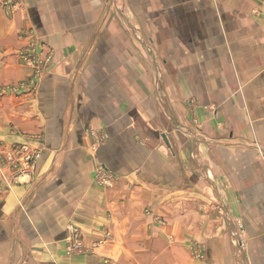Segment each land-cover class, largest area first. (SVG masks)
<instances>
[{
  "label": "crops",
  "instance_id": "crops-1",
  "mask_svg": "<svg viewBox=\"0 0 264 264\" xmlns=\"http://www.w3.org/2000/svg\"><path fill=\"white\" fill-rule=\"evenodd\" d=\"M0 264H264V0H0Z\"/></svg>",
  "mask_w": 264,
  "mask_h": 264
},
{
  "label": "built area",
  "instance_id": "built-area-1",
  "mask_svg": "<svg viewBox=\"0 0 264 264\" xmlns=\"http://www.w3.org/2000/svg\"><path fill=\"white\" fill-rule=\"evenodd\" d=\"M39 46L38 44H31V46L22 53V56L26 63L35 68L36 71H39L37 68V64L39 61L38 54ZM13 90H18L13 88ZM261 153V152H260ZM41 155L40 147H32L28 143H23L14 146V148L9 151V154H6V158L11 161V163L16 166L18 161L21 160L27 167L24 168L23 172L25 174H30L31 167L34 166L35 162ZM113 179L111 172L104 166L101 165L97 168L95 173V180L100 185H108L111 186L110 181ZM67 237H66V247L65 253L67 255L72 254H83L88 248L84 244L81 238L80 228L76 225L69 224L66 228Z\"/></svg>",
  "mask_w": 264,
  "mask_h": 264
},
{
  "label": "rangeland",
  "instance_id": "rangeland-1",
  "mask_svg": "<svg viewBox=\"0 0 264 264\" xmlns=\"http://www.w3.org/2000/svg\"><path fill=\"white\" fill-rule=\"evenodd\" d=\"M38 70H40V74H42V72H43V65ZM236 225L237 226L235 227V230H233V233H232V234L236 235V236H233V238H234L233 244H234V246L235 245L238 246V248L240 246V249H242V251L245 253L246 250H247V246H248L247 240H246V235H245V228H244L241 220H237L236 221ZM236 238H239V239H236ZM72 255H78V254H72ZM72 255H67V256H72ZM196 256H198V257L200 256V251L198 249L196 250Z\"/></svg>",
  "mask_w": 264,
  "mask_h": 264
}]
</instances>
